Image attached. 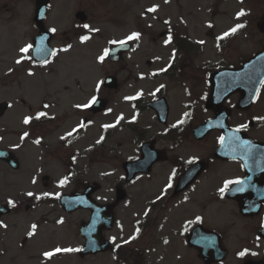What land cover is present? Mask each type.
<instances>
[{
    "label": "rangeland",
    "instance_id": "obj_1",
    "mask_svg": "<svg viewBox=\"0 0 264 264\" xmlns=\"http://www.w3.org/2000/svg\"><path fill=\"white\" fill-rule=\"evenodd\" d=\"M33 3L34 0H0V21L5 20L0 23V102L8 103L0 115V145L20 152L22 164L14 172L16 176L7 174L0 179V194L4 185L9 186L10 197L19 205L18 212L3 218L0 224V264H118L109 254L78 257L76 249L83 243L78 224L87 218V212L64 213L58 198L73 190L79 179L98 182L100 189L95 196L100 200L114 198V187L122 180L120 161L133 153L125 133L115 132L124 130V125H119L124 119L141 127L146 120L144 108L138 104L141 99L148 100L162 91L171 103V115L176 119L179 116L181 123L198 124L206 117L202 96L208 88L209 70L220 63L238 64L264 42L255 23L264 10V0H51L47 17H53L56 8L57 17L66 13L67 22H62L65 27L55 24V39L50 42L55 54L45 62L33 60L30 49L28 53L20 52L22 47L32 46L35 36ZM154 6L156 11L149 12ZM78 8L84 10L87 21L75 20ZM241 11L244 15L238 16ZM85 24L89 28H84ZM237 24L244 27L221 39ZM166 26L188 37L192 48L181 54L170 45L163 47L159 32ZM133 32H138L139 38L130 41L132 49L120 62L99 60L114 44L112 41L126 40ZM82 36L88 39L81 41ZM105 74L117 77L120 85L116 93L107 95L100 84ZM97 96L110 97L109 106L99 115L92 117L87 108L76 107ZM134 105L141 110H135ZM36 106L46 108L47 114L57 120L66 111L65 123L56 122L59 130L49 135L56 145L54 158L51 152L41 154L32 138L19 137L26 132L24 120L31 111L28 108ZM189 106L193 112H188ZM263 114L259 112L258 116ZM231 122L238 123L237 116ZM79 123L84 129L82 141L70 148L59 147L56 137ZM208 148V143L191 144L183 155L188 160L202 158ZM42 172L50 175L48 187L42 185ZM61 180L66 182L61 185ZM150 189L151 182L144 179L127 185L128 195L114 211L115 226L105 236L129 247L128 259L133 260V252L134 256L140 253V264H203L177 233L179 227L173 228V234V229L165 226L162 233L171 235L168 244L161 245L158 226L151 223ZM29 192L33 195H27ZM216 209L218 222H225L229 248L225 260L218 264H241L245 256L236 253L244 243L238 232L242 224L225 217L226 206ZM139 217H147V227L140 230L136 224ZM172 219L176 224L180 220ZM56 248L74 251L55 253ZM45 252L55 254L46 258Z\"/></svg>",
    "mask_w": 264,
    "mask_h": 264
},
{
    "label": "flooded vegetation",
    "instance_id": "obj_2",
    "mask_svg": "<svg viewBox=\"0 0 264 264\" xmlns=\"http://www.w3.org/2000/svg\"><path fill=\"white\" fill-rule=\"evenodd\" d=\"M54 13L53 17H47L48 14H46L43 19L46 28L51 32V42L54 41L55 31H57L55 24L62 26L61 24H65L62 23L64 20L67 22L62 15L59 18L57 17L56 8ZM0 20H2L1 17ZM3 21H0V23ZM65 26L66 24L63 27ZM50 29H55V31H50ZM169 37H171L170 42L165 43ZM159 38L163 43V47L170 45L181 54H184L192 48L189 38L185 37L183 33H178L175 28L166 26L163 31L159 32ZM134 45H136V42ZM262 45H264V42ZM240 63L241 61L235 65L230 64V66L220 63V66L213 67L210 70L220 67H237ZM259 88L254 102L245 110L236 108L237 99L239 98L238 93H233L226 97L224 99V105L228 111H230L228 122L232 128L239 129L255 141L264 142V114L258 116L259 112H264V82ZM118 89L107 91V95L116 93ZM209 93L210 90L207 88L205 94L202 96L204 103L206 102L205 100L208 99ZM163 94L162 91L156 92V95L150 98L149 101L159 100L163 97ZM108 100L110 102L109 96ZM146 101L147 100L142 101L141 103L135 101L144 108L142 114L146 117V120L140 125L141 127H134V123L124 119V130L116 131L115 133H125L124 137L126 138V142L133 148V153L130 154L127 159L137 160L142 144L147 145V150L148 148L150 149L148 152L150 157L154 158L147 168L148 172L134 176L131 183L136 184L143 179L151 182V199L149 204L152 213L150 217L152 225L158 226L157 231L161 234L160 237L162 238L160 240L161 245H167L169 236L171 235L162 233L165 226L172 229L179 227L177 233L183 236L185 243H187V237L191 229L196 225H200L203 228L206 227L217 233L221 238V242L226 246L225 239L227 231L224 229L225 222H218L216 209V207L226 206L225 217L229 216L234 218L242 224V226L238 228V232L241 235L240 239L244 241V243L239 246L236 253V255H238L239 252L246 250L244 259L242 258L240 261L241 264L246 259H258L259 255L264 252V239L260 235L262 231L264 232V159L261 162V157L264 155L263 151L258 149L257 144L255 145L247 141L243 136H239L242 142H238V147L247 151L250 157L245 158V162L237 158H229L225 155H220V158L215 154L222 137V133H220L219 130H209L201 139L196 138L194 134V129L200 122L211 118L213 115L212 111L204 108V104V112L208 113V115L202 118L198 124H191L187 122L181 123L179 116L176 119L171 115L172 106L167 99L162 103H157L156 110L155 107L154 110L149 107ZM141 107L137 108L134 105L133 108L135 110H141ZM189 107L188 112H193L191 106ZM28 109L31 110L29 112L30 122L24 124V131L26 132L20 133L19 137H24L25 139L32 138L35 143L33 146L39 150L41 154H49L51 152L54 158L53 150L56 145L54 138L49 135L59 130L58 123L56 122L60 121L62 124L65 123L67 120L66 111L60 113L59 120H57L53 119L49 113L47 114L46 108L42 106L29 107ZM40 112L45 113V115L37 118ZM234 116H237L238 123L232 124L231 120ZM77 128H79V125H77ZM25 133L28 135L25 136ZM69 133H71V135H69ZM56 140L58 141L57 145L59 147L67 148L70 147L72 140L79 143L82 141V137L79 131L75 129V131L70 130L65 134H60V136L56 137ZM37 141H39V143H37ZM201 143L209 144L207 154L203 155L205 157L191 158L190 160H188L189 158L185 159L183 155L184 150L191 144L198 145ZM236 146L234 145V147ZM232 147L233 145L231 143H227L226 148ZM0 148L11 150L15 154L19 164L18 169L14 170L7 161L0 160V179H2V175H14V172H17L22 164L20 152H15L12 148L2 145H0ZM236 154L240 155L241 152L238 151ZM67 158H70L69 153ZM202 160L204 161L202 164L203 171L197 173L192 181L187 184L186 181L182 180L181 175L188 170L193 163ZM44 173L46 172H42L41 174ZM75 181L76 180L73 178L72 183H75ZM226 181H240V183H231L224 192H221L220 189L224 188ZM76 182L78 183L77 185L74 184V188L76 189H83L86 184L83 179H79ZM119 183L125 188L129 184L128 182L127 184L124 182ZM169 185H171V187H169ZM8 187L9 186L4 185L2 189L0 204L9 206V208H11L9 214H11L13 212H18V210L15 208L14 204H9L12 198L9 195ZM107 200L109 199H106V201ZM200 201L205 203L199 204ZM209 203H212V205ZM241 205H248L250 208L248 210L249 212L243 213V209L240 208ZM254 205L258 207L257 210L250 207ZM6 217L7 215L0 217V224L3 222V218ZM172 217L180 218L178 224L174 222ZM146 218L147 217L138 218L139 222L145 223L139 224V222L136 221L139 230L147 227ZM183 229L185 230L183 231ZM171 233L175 234V230L173 229ZM201 236L206 237L205 234H201ZM117 245H119V247H117ZM111 247L110 251L98 254H109L112 261L117 262L119 261L115 257V253L117 252L121 254V257H123L121 260L124 261L127 256V247L114 242H111ZM189 248L199 257L196 248L191 246H189ZM228 250L229 248H227V251ZM138 255H140V253Z\"/></svg>",
    "mask_w": 264,
    "mask_h": 264
},
{
    "label": "water",
    "instance_id": "obj_3",
    "mask_svg": "<svg viewBox=\"0 0 264 264\" xmlns=\"http://www.w3.org/2000/svg\"><path fill=\"white\" fill-rule=\"evenodd\" d=\"M41 6L36 7V19L38 20V12L43 11L44 3H41ZM78 17L82 18V13L77 14ZM258 28L261 32L264 33V14L261 16V19L258 23ZM47 34V33H46ZM48 35L45 37L44 41L35 40L34 42V55L35 57L44 58L48 53L51 51V49L48 47ZM126 45H118L111 48V51H113L112 59H117L120 56V51L125 49ZM109 78H104L103 84L108 85L109 87H112L115 85L114 80L112 78L111 83H107V80ZM209 79L211 81V93L210 95L213 97L215 101H218V105H214L212 98H210V101L212 102V108L215 111V116L210 120L204 122L201 127L205 129H209L212 127H217L221 129L223 132L228 131V124L226 122V119L228 117V112L222 108V99L227 96L228 94L232 93L233 91H239L241 93L239 107L246 108L249 104L252 102V98H254V95L258 91V86L260 83L264 80V47L262 50L256 52L253 54L252 58L244 61L241 64V68L237 70H228V69H221L220 71H214L209 74ZM105 102L101 100L95 101L93 103V106H95V110H102L105 106ZM207 106V105H206ZM4 108V105L0 106V111ZM200 127V128H201ZM228 133V132H227ZM224 133L223 141H221V145L216 150V154H232L230 157H238L242 158L241 155L236 154L239 149H233L230 151V153H227L228 151H225L223 149L224 143L229 140V138H232V136L229 135V133ZM232 142V141H231ZM1 157H5L8 161H13V157L11 156V153L8 152H0ZM243 162H245V158L242 159ZM142 163V161H141ZM124 170L126 168H132L133 166L130 163H126L123 165ZM140 168L138 167L137 170ZM141 170V169H140ZM192 174V171L188 174L189 176ZM132 174L127 175L128 177H131ZM126 178V180H127ZM96 185L91 184L90 186L86 187V190L84 193H70V194H64L61 198V204L64 206V208L67 211H73L76 208H90L91 209V218L90 221L81 223L80 224V234L85 238V245L83 249L81 250L80 254L84 255L87 253H97V251H105L108 249V247L99 246V242L102 239L101 231L103 228L111 227L112 221H113V215L111 214L112 205H100L96 202H93L91 199L92 192L95 191ZM118 195L117 200H120L123 198V192L117 189ZM2 207H0V215L4 214L8 210H2ZM204 243L200 242L197 243L199 252L203 256L202 259L205 264H209L212 261H218L224 258L225 253L224 250L219 247V242L215 245L211 243ZM264 264V256L261 258L260 261L253 262L248 261L245 264Z\"/></svg>",
    "mask_w": 264,
    "mask_h": 264
},
{
    "label": "snow or ice",
    "instance_id": "obj_4",
    "mask_svg": "<svg viewBox=\"0 0 264 264\" xmlns=\"http://www.w3.org/2000/svg\"><path fill=\"white\" fill-rule=\"evenodd\" d=\"M148 11H149V12H154V11H156L155 6L152 7V8H149ZM237 15H238V16H242V15H244V13H243V11H241V12L238 13ZM242 27H244V25H242V24H237L235 27H233V28L230 30V32H225V33L223 34V37H221V39H223L224 37L229 36L230 34H234L238 29H240V28H242ZM84 28H89V25L85 24V25H84ZM50 31H53V32H54L55 29H50ZM139 35H140V34H139L138 32H133V33H131V34L126 38V40L112 41L111 43H119L120 45L123 46L127 41H131V40H134V39L139 38ZM87 39H88L87 36H82V37H81V41H85V40H87ZM170 40H171V37H169L168 40L165 41V43H169ZM199 43H203V41H199ZM30 48H31V45H27V46L21 48V49H20V52H21V53H28V51H29ZM54 54H55V53H53V55H54ZM107 55H108V50L105 49L104 54L101 55V56L99 57V60H100V61H103ZM17 63H20V60H17ZM97 87H99V85H97ZM137 95H139V93H138ZM126 99L131 100V99H136V97H126ZM95 101H96V97H92V99H91L87 104H83V105H79V104H78V105H76V107H78V108H80V107L88 108L89 105L95 103ZM45 107H47V105H46ZM44 115H45V113L40 112V113H38L37 118H39V117H41V116H44ZM119 119H120V118H118V121H119ZM24 123H25V124L29 123V118L26 117L25 120H24ZM81 127H83V124H81ZM103 127H104V128H110V127H114V125H104ZM237 130H239V129H237ZM73 131H75V129H74ZM27 135H28V134L25 133V136H27ZM69 135H71V133H69ZM22 138H23V137H22ZM101 139H103V137H102ZM221 141H223V137H221ZM99 142H100V141H97V143H99ZM37 143H39V141H37ZM65 182H66L65 180H61V181H60V184L63 185ZM231 183H240V181H235V182H234V181H226V182H225V186H224V188L220 189V191H221V192H224V191L227 189L228 185L231 184ZM169 187H171V185H169ZM241 190H242V189H241ZM27 195L32 196L33 193L29 192V193H27ZM45 195H48V194H45ZM13 203H14L13 201H11V200L9 201V204H10V205H13ZM32 227H33V229H35L36 225H33ZM29 235H32V233L30 232ZM125 243H127V241H125ZM117 247H119V245H117ZM61 251H63V252H70V251H74V250H73V249H61V248H56V249H55V253H59V252H61ZM55 253H54V252H45V253H44V256H45L46 258H50V257H52ZM245 254H246V250H245V251H241V252L238 253V255L241 256V257H243Z\"/></svg>",
    "mask_w": 264,
    "mask_h": 264
}]
</instances>
